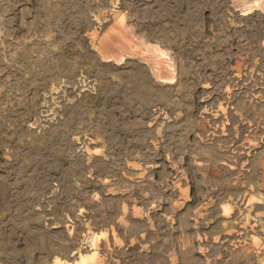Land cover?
I'll return each instance as SVG.
<instances>
[{"label": "rangeland", "instance_id": "obj_1", "mask_svg": "<svg viewBox=\"0 0 264 264\" xmlns=\"http://www.w3.org/2000/svg\"><path fill=\"white\" fill-rule=\"evenodd\" d=\"M0 264H264V0H0Z\"/></svg>", "mask_w": 264, "mask_h": 264}]
</instances>
